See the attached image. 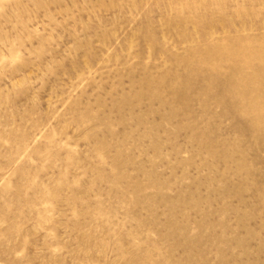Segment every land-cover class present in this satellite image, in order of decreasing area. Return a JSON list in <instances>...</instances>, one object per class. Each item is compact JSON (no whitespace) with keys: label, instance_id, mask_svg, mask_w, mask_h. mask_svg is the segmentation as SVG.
<instances>
[{"label":"rangeland","instance_id":"1","mask_svg":"<svg viewBox=\"0 0 264 264\" xmlns=\"http://www.w3.org/2000/svg\"><path fill=\"white\" fill-rule=\"evenodd\" d=\"M0 264H264V0H0Z\"/></svg>","mask_w":264,"mask_h":264},{"label":"bare ground","instance_id":"2","mask_svg":"<svg viewBox=\"0 0 264 264\" xmlns=\"http://www.w3.org/2000/svg\"><path fill=\"white\" fill-rule=\"evenodd\" d=\"M207 57V56H206ZM184 67V66H183ZM187 75V74H186ZM179 76V75H178ZM174 79V78H173ZM179 79V78H178ZM164 82V81H163ZM174 82V81H173ZM176 82V81H175ZM170 86H171V84H170ZM158 88V87H157ZM151 96V95H150ZM197 97V96H196ZM185 108V107H184ZM260 113V112H259ZM255 117V116H254ZM261 122V121H260Z\"/></svg>","mask_w":264,"mask_h":264}]
</instances>
